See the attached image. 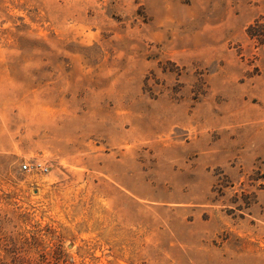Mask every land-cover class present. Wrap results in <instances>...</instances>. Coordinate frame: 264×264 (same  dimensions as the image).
Returning a JSON list of instances; mask_svg holds the SVG:
<instances>
[{
	"label": "rangeland",
	"instance_id": "rangeland-1",
	"mask_svg": "<svg viewBox=\"0 0 264 264\" xmlns=\"http://www.w3.org/2000/svg\"><path fill=\"white\" fill-rule=\"evenodd\" d=\"M253 25L264 0H0V261L264 264Z\"/></svg>",
	"mask_w": 264,
	"mask_h": 264
},
{
	"label": "trees",
	"instance_id": "trees-1",
	"mask_svg": "<svg viewBox=\"0 0 264 264\" xmlns=\"http://www.w3.org/2000/svg\"><path fill=\"white\" fill-rule=\"evenodd\" d=\"M257 26V25H256ZM247 33L249 35L250 38H255L257 40H259L260 42L262 41V39L264 38V31L262 32V30H256L255 29V25L250 26L247 30ZM0 264H5L4 262L0 261Z\"/></svg>",
	"mask_w": 264,
	"mask_h": 264
},
{
	"label": "built area",
	"instance_id": "built-area-1",
	"mask_svg": "<svg viewBox=\"0 0 264 264\" xmlns=\"http://www.w3.org/2000/svg\"><path fill=\"white\" fill-rule=\"evenodd\" d=\"M37 167H40L42 171H47V167H42L40 164ZM37 167L26 165L24 168L27 170H31V168H37Z\"/></svg>",
	"mask_w": 264,
	"mask_h": 264
}]
</instances>
